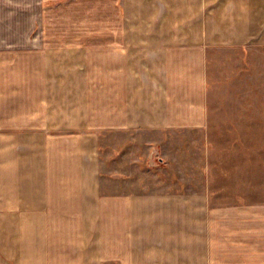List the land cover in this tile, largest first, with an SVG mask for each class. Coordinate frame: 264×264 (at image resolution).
I'll return each mask as SVG.
<instances>
[{
  "label": "crops",
  "instance_id": "obj_1",
  "mask_svg": "<svg viewBox=\"0 0 264 264\" xmlns=\"http://www.w3.org/2000/svg\"><path fill=\"white\" fill-rule=\"evenodd\" d=\"M246 47L264 0H0V264H264L211 134V56ZM109 133L155 135L113 158L155 188L105 189Z\"/></svg>",
  "mask_w": 264,
  "mask_h": 264
},
{
  "label": "rangeland",
  "instance_id": "obj_2",
  "mask_svg": "<svg viewBox=\"0 0 264 264\" xmlns=\"http://www.w3.org/2000/svg\"><path fill=\"white\" fill-rule=\"evenodd\" d=\"M211 57V134L218 138L220 151L225 149V166L230 170L219 171V174L225 172L228 182L238 177L240 182L243 178L244 184L248 181L247 190L244 186V191L238 193H221L219 200H227L232 195L234 200L264 202V48L219 49ZM131 139L154 140L155 135L109 133L103 140L106 162V171H102L103 185L109 192L117 188L139 192L155 188L158 183L155 174L141 171H125L123 182L115 178V151L120 152L122 143Z\"/></svg>",
  "mask_w": 264,
  "mask_h": 264
}]
</instances>
